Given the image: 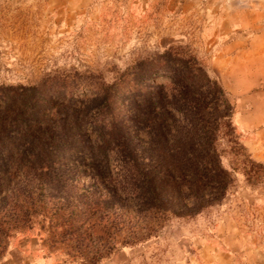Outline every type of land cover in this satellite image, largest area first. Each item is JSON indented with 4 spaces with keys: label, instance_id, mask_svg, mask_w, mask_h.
Here are the masks:
<instances>
[{
    "label": "rangeland",
    "instance_id": "rangeland-1",
    "mask_svg": "<svg viewBox=\"0 0 264 264\" xmlns=\"http://www.w3.org/2000/svg\"><path fill=\"white\" fill-rule=\"evenodd\" d=\"M0 264H264V0H0Z\"/></svg>",
    "mask_w": 264,
    "mask_h": 264
},
{
    "label": "trees",
    "instance_id": "trees-1",
    "mask_svg": "<svg viewBox=\"0 0 264 264\" xmlns=\"http://www.w3.org/2000/svg\"><path fill=\"white\" fill-rule=\"evenodd\" d=\"M108 87L109 86H107V90H103L104 93H101L96 98V100H95V101H97V99H98V103L102 101V107H100V106L97 107L98 103H96L95 104L96 105L95 106L96 107V110L95 111H92L90 113V115H88L86 117V120L89 121V123L91 124V126L94 129H97L98 126H99V124L97 122L96 116L99 115V114H101L102 112L105 113V114H108L110 112V110L112 109L111 102H110V98L112 96V92H109ZM101 202L102 201H100V199H98V198L97 199L96 198H92L91 201H90V203H85L84 207H82L81 208V211H80L81 212L80 214H83L84 215V216L81 217V219L82 220L86 219L89 216V214L94 213L95 210H98L99 209V205L101 204ZM112 221L114 222V220H110L109 223L110 222L112 223ZM90 227H91V229L96 230V231H98L100 233V235L98 236L99 242L100 241H103V243H101L98 247H95V248L94 247H90L89 248L90 249V252H91L90 253L91 254L90 260H91V262H94V260L96 258L102 256L104 253L107 252V249L108 248H106V246H105V243H106L105 241L106 240H105L104 237H105V234L108 232V230H110V227H108L106 230L100 229V231L97 230V229H94L93 224H91ZM103 227H105V226H103ZM84 233H86V232H84ZM134 234H135V232H132L128 238L130 240H132V238L134 239ZM85 235L86 234H83V235L82 234L81 235L79 234L77 236V240H79V243L80 242H83L85 240ZM123 242H127V241H124L123 240L122 243ZM85 245L87 246V244H85Z\"/></svg>",
    "mask_w": 264,
    "mask_h": 264
}]
</instances>
